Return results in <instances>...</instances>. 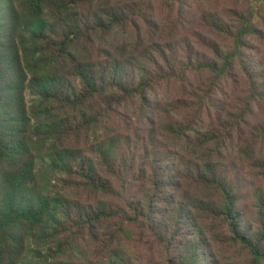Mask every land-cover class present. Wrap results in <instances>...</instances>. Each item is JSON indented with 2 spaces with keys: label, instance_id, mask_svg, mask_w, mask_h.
Listing matches in <instances>:
<instances>
[{
  "label": "trees",
  "instance_id": "1",
  "mask_svg": "<svg viewBox=\"0 0 264 264\" xmlns=\"http://www.w3.org/2000/svg\"><path fill=\"white\" fill-rule=\"evenodd\" d=\"M229 1L168 42L180 0H0V264H264V16Z\"/></svg>",
  "mask_w": 264,
  "mask_h": 264
},
{
  "label": "rangeland",
  "instance_id": "2",
  "mask_svg": "<svg viewBox=\"0 0 264 264\" xmlns=\"http://www.w3.org/2000/svg\"><path fill=\"white\" fill-rule=\"evenodd\" d=\"M249 2L258 14L264 16V0H250ZM178 5H180L179 7H181L182 10L181 23L178 24L175 28L173 27L171 29H166V33L168 34L166 41L168 42H171L174 39L181 40L184 38H187L190 41H194L197 34H201L204 36L205 33L201 29L202 18L212 13H222L226 9L228 10L230 7H232L233 4L229 0H180V4ZM153 8L154 12L152 11V13L154 14V19L162 23L160 24V27L161 25H166V21L168 27H172L175 22H179L177 14L170 15L168 12L158 8L157 6H153ZM163 30H165V28H162V31ZM162 31H160V33ZM195 82H199V79L195 78ZM219 97L221 98L223 96ZM225 105L228 106L227 109L233 106V104H228V102L222 103V107L226 108ZM256 120L258 121V119L253 118L250 120L249 118L247 123L241 125L240 128L243 129L241 138H245V135H248V133H250L254 129V126L259 123V121L256 122ZM241 142H243V139H241ZM234 145L235 144H232L231 149H233ZM252 166L253 165L247 166V170H249V172L252 171ZM144 234L148 237V233L146 231L144 232ZM146 239L145 251L149 249L146 244ZM161 254V251H156V253L153 255L155 264H160L159 256ZM219 258L221 259V262L228 264H242L246 261L245 257L240 252V249L236 247H224V250L221 252V256H219Z\"/></svg>",
  "mask_w": 264,
  "mask_h": 264
}]
</instances>
